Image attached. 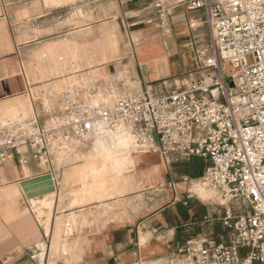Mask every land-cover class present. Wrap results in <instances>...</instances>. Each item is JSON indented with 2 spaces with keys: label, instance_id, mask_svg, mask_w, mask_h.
Listing matches in <instances>:
<instances>
[{
  "label": "crops",
  "instance_id": "obj_1",
  "mask_svg": "<svg viewBox=\"0 0 264 264\" xmlns=\"http://www.w3.org/2000/svg\"><path fill=\"white\" fill-rule=\"evenodd\" d=\"M189 1L167 0L174 11L160 23L152 0H0V122L22 111L49 128L63 114V89L83 82L103 85L117 73L131 76V70L138 79L120 92L174 90L163 92L155 82L195 70V49L209 40L205 24L191 28L205 13L189 9ZM113 42L119 48L137 42L132 59L123 52L129 65L105 63ZM88 140L73 148L81 150ZM81 152L66 151L62 168L56 153L48 165L28 153L27 164L16 158L1 169L0 264H182L177 251L189 240L220 241L225 228L218 210L200 197L186 199L191 177L173 174L160 151L140 152L131 160L136 180L122 197L74 205L68 164ZM45 174H52L56 191L28 198L21 182ZM72 223L71 252L58 253V239Z\"/></svg>",
  "mask_w": 264,
  "mask_h": 264
},
{
  "label": "built area",
  "instance_id": "obj_2",
  "mask_svg": "<svg viewBox=\"0 0 264 264\" xmlns=\"http://www.w3.org/2000/svg\"><path fill=\"white\" fill-rule=\"evenodd\" d=\"M160 23L173 14L167 0H152ZM203 9L209 40L195 49L202 80L164 94L119 91L136 78L117 73L103 85L73 84L60 92L63 114L52 126L19 114L0 122V171L31 153L48 165L53 154L98 135L120 132L137 152L201 158V176L188 178L186 199L216 196L227 241L189 240L183 264H264V0H190ZM252 56L253 61L249 62ZM226 64L231 66L226 69Z\"/></svg>",
  "mask_w": 264,
  "mask_h": 264
},
{
  "label": "rangeland",
  "instance_id": "obj_3",
  "mask_svg": "<svg viewBox=\"0 0 264 264\" xmlns=\"http://www.w3.org/2000/svg\"><path fill=\"white\" fill-rule=\"evenodd\" d=\"M118 42H113L112 56L110 60L105 63L114 64L122 62L124 65H129V59L123 58V52L127 51L130 53L129 58H133L135 54V44L137 42H122L121 48L117 45ZM207 42L203 43L205 46ZM198 47H202L199 45ZM196 48V47H195ZM72 48H69L71 51ZM120 49V50H119ZM121 51V52H120ZM193 55L194 52L192 51ZM73 55H63L62 57L71 58ZM249 62L253 61L252 56L249 58ZM226 69L230 70L231 66L226 64ZM210 70L201 68L198 63L196 69L191 73L171 76L158 82H155L159 86L161 91L167 92L168 90L176 89L183 85L185 78L194 79L189 82H196L206 77V74ZM144 77H148V68L143 66ZM131 76L138 79L136 73L131 70ZM142 77V76H140ZM180 80V83H177ZM83 86L87 83L83 82ZM172 86V87H171ZM16 114H22L27 116L26 112H17L14 115H9L7 118H13ZM66 151L71 153L73 151H82L80 156H76L75 159L69 160V167L72 169L71 175L68 176L67 182L72 183L75 189L72 191L74 198V205H103L106 204L113 197H122L126 191L133 189L134 181L136 180V173L138 169L131 163V160L136 156L141 155L140 152H136L131 148V138L127 133L120 132L115 136L109 137L107 135H98L88 140V143L82 147L81 150L77 148H69L66 150L56 151V164L58 167H63L65 163ZM155 152V151H153ZM148 153V152H147ZM188 159H180L173 156L169 157L172 173H176L178 178H185L184 167L181 165L184 162H188ZM74 163V164H73ZM65 168L66 165H65ZM64 172H66L64 170ZM141 181V180H139ZM147 184V182H146ZM149 186L144 187L146 196L149 195L151 190H148ZM200 198L204 200L209 206L214 207L218 210V215H221L222 208L217 205L216 196L210 192H204ZM45 204L49 205V203ZM50 214V213H49ZM49 216V215H48ZM76 224V223H75ZM69 233L62 238L58 239V253H69L72 249V238L68 235L72 233L73 223L68 226ZM230 232L227 229L220 230V241H227ZM71 238V239H70ZM54 241V240H53ZM183 259V257H181ZM184 261L182 262V264Z\"/></svg>",
  "mask_w": 264,
  "mask_h": 264
},
{
  "label": "water",
  "instance_id": "obj_4",
  "mask_svg": "<svg viewBox=\"0 0 264 264\" xmlns=\"http://www.w3.org/2000/svg\"><path fill=\"white\" fill-rule=\"evenodd\" d=\"M28 198L37 197L46 193L56 191V186L52 174L30 178L21 182Z\"/></svg>",
  "mask_w": 264,
  "mask_h": 264
},
{
  "label": "trees",
  "instance_id": "obj_5",
  "mask_svg": "<svg viewBox=\"0 0 264 264\" xmlns=\"http://www.w3.org/2000/svg\"><path fill=\"white\" fill-rule=\"evenodd\" d=\"M181 165L184 167L185 174L191 178L201 176L204 170V164L200 158H192L188 162H184Z\"/></svg>",
  "mask_w": 264,
  "mask_h": 264
}]
</instances>
